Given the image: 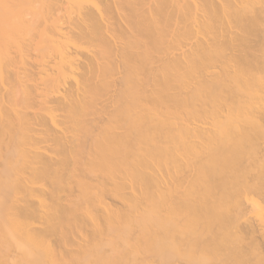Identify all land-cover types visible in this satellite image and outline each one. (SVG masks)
<instances>
[{"label": "bare ground", "instance_id": "bare-ground-1", "mask_svg": "<svg viewBox=\"0 0 264 264\" xmlns=\"http://www.w3.org/2000/svg\"><path fill=\"white\" fill-rule=\"evenodd\" d=\"M0 264H264V0H0Z\"/></svg>", "mask_w": 264, "mask_h": 264}]
</instances>
